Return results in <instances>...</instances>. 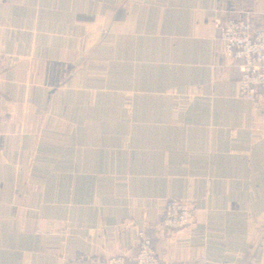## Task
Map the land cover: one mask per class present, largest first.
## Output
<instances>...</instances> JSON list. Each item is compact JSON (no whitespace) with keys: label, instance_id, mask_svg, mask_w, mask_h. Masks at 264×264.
<instances>
[{"label":"crops","instance_id":"1","mask_svg":"<svg viewBox=\"0 0 264 264\" xmlns=\"http://www.w3.org/2000/svg\"><path fill=\"white\" fill-rule=\"evenodd\" d=\"M264 0H0V264H264V94L218 24Z\"/></svg>","mask_w":264,"mask_h":264},{"label":"built area","instance_id":"2","mask_svg":"<svg viewBox=\"0 0 264 264\" xmlns=\"http://www.w3.org/2000/svg\"><path fill=\"white\" fill-rule=\"evenodd\" d=\"M219 38L225 56L236 63L239 74L237 95L246 100H255L264 94V6L256 26L245 20L230 19L218 25ZM196 206L190 200L168 199L161 216L154 226L155 234H171L194 223ZM137 228L133 264H160L154 245V237L146 218ZM96 264H126V257L115 255L99 259ZM188 264V263H180Z\"/></svg>","mask_w":264,"mask_h":264}]
</instances>
